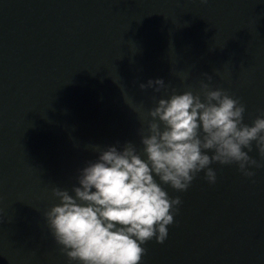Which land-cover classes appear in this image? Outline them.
Returning <instances> with one entry per match:
<instances>
[{"label":"water","instance_id":"obj_1","mask_svg":"<svg viewBox=\"0 0 264 264\" xmlns=\"http://www.w3.org/2000/svg\"><path fill=\"white\" fill-rule=\"evenodd\" d=\"M150 79L166 88L141 90ZM202 83L244 124L264 113V0H0V264H69L45 219L53 189L107 146L143 154L156 102ZM211 167L215 184L161 185L181 204L141 264H264V167Z\"/></svg>","mask_w":264,"mask_h":264},{"label":"clouds","instance_id":"obj_2","mask_svg":"<svg viewBox=\"0 0 264 264\" xmlns=\"http://www.w3.org/2000/svg\"><path fill=\"white\" fill-rule=\"evenodd\" d=\"M140 88L159 93L166 85L150 79ZM244 113L239 100L208 84H201L200 94L173 91L147 114L143 154L131 142L107 146L78 170L71 192L54 188L58 203L45 219L69 264H141L142 245L164 243L181 204L161 185L185 192L201 172L215 184L212 164H235L253 177L250 168L264 167L249 156L255 144L264 160V113L251 126L243 123Z\"/></svg>","mask_w":264,"mask_h":264}]
</instances>
